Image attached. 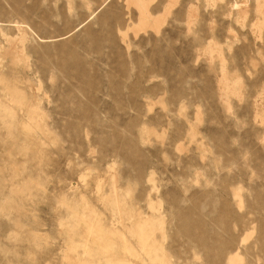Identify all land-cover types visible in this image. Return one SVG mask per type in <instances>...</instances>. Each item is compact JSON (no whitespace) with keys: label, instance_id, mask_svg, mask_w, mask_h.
<instances>
[{"label":"rangeland","instance_id":"1","mask_svg":"<svg viewBox=\"0 0 264 264\" xmlns=\"http://www.w3.org/2000/svg\"><path fill=\"white\" fill-rule=\"evenodd\" d=\"M146 4L0 0V264H264V0Z\"/></svg>","mask_w":264,"mask_h":264},{"label":"bare ground","instance_id":"2","mask_svg":"<svg viewBox=\"0 0 264 264\" xmlns=\"http://www.w3.org/2000/svg\"><path fill=\"white\" fill-rule=\"evenodd\" d=\"M127 1H129L130 3H134V5H136V6H138V9H139V25L140 26H145V25H151V26H153L154 28H156V20L155 19H153L152 17H151V15L149 14V12H148V7H147V5L148 4H146L147 3V0H146V2H144L143 0H127ZM157 19V18H156ZM160 24V23H159ZM158 24V25H159ZM14 27L19 31V32H21V36H22V38H21V41H20V44H21V46L19 47H16V48H14L13 50H15V49H17L18 48V51H20V53H24V51H26V40H27V31L25 30V29H23L22 28V26H20L19 25V23L18 22H16L15 23V25H14ZM20 35L18 36V37H20ZM12 48L9 46L8 48H7V50H11ZM0 51H1V46H0ZM6 55V54H5ZM17 55L18 54H14L13 56L14 57H16V58H19V57H17ZM13 57V58H14ZM16 58H14V59H16ZM17 60V59H16ZM18 86V85H17ZM19 87V86H18ZM15 90H17L16 88H15ZM20 98V97H19ZM21 99V98H20ZM19 99V100H20ZM2 106V105H1ZM9 112V111H8ZM30 118V117H29ZM33 118V117H32ZM38 119H39V116H38ZM29 120H32V119H29ZM27 129H28V127H27Z\"/></svg>","mask_w":264,"mask_h":264}]
</instances>
